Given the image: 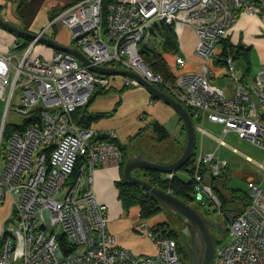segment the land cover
I'll return each mask as SVG.
<instances>
[{
    "label": "built area",
    "instance_id": "obj_1",
    "mask_svg": "<svg viewBox=\"0 0 264 264\" xmlns=\"http://www.w3.org/2000/svg\"><path fill=\"white\" fill-rule=\"evenodd\" d=\"M105 1L73 2L37 33L52 37L53 25L61 22L69 33L68 44L93 65L136 72L166 88L192 118L220 125L218 146L233 133L264 149V65L246 84L237 75L233 58H220L218 53L238 12L264 22V0ZM158 21L175 31L181 50L184 29H191L196 71H181L170 81L148 69L139 48ZM36 43L30 41L19 54L0 51V99L5 104L0 156L4 118L10 109L28 117L38 110L40 117L4 141L0 203L8 198L10 212L0 229V264H185L175 240L159 237L145 220H139L136 230L152 241L154 253L135 254L115 241L107 227L108 206L97 199L93 185L95 170L119 166L123 152L111 132L97 135L91 127L77 125L72 116L87 104L95 87H108L113 77L90 71L66 52L51 49L48 57L36 54ZM214 54L217 67L234 84L229 94L214 83L218 75ZM219 58L222 64L217 63ZM185 64L183 55L175 56V66ZM125 84L137 85L131 79ZM17 91L18 103L11 107ZM195 165L198 206L223 214L212 179L227 173V159L211 150ZM172 175L166 173L168 178ZM246 191L249 203L241 208L234 202L238 211L226 226L228 239L215 244L214 264H264V190L248 182Z\"/></svg>",
    "mask_w": 264,
    "mask_h": 264
},
{
    "label": "crops",
    "instance_id": "obj_2",
    "mask_svg": "<svg viewBox=\"0 0 264 264\" xmlns=\"http://www.w3.org/2000/svg\"><path fill=\"white\" fill-rule=\"evenodd\" d=\"M69 1L70 0H0V17L15 24L23 23L22 27L24 29L37 33L47 24L50 11L65 6ZM252 17H255V22L251 20ZM247 19L250 21H245L243 25H240L243 20ZM55 33V39L58 42L65 45L69 43V33L64 26L61 25ZM230 35L234 41H239L246 46L245 48H250L251 52L253 38H255V42L264 41V22H262L257 16H251L244 11H240L237 14L235 24L231 28ZM183 38L182 41L185 49L183 47L184 50H182V52L184 51L185 55L193 56L191 53L193 33L190 28L184 29ZM15 39L16 37L14 34H10V32L0 27L1 52H8V45L13 43ZM159 50L160 49H158V51ZM50 52L51 50H49V55ZM182 55L186 57L183 53ZM195 64L198 65V62L195 61ZM262 65H264V56H262V62L259 68ZM213 67L216 73H218L214 83L222 87L220 85L223 81V79H220L221 68L217 67L214 63ZM237 70L239 73L238 76L241 77L243 83H252L254 75L250 77V68L249 71H246V69L242 71L238 68ZM173 74L175 73L173 72ZM124 85L125 80H123L122 77H114L110 84V87L112 88L111 91L106 94L97 95L88 105L82 107L79 115L82 113L92 115L104 114L98 119L91 121L89 127H91L97 135L111 132L113 139L124 147V153L127 154V158L140 152L141 155L156 159L160 163L173 162L181 155L186 142V131L177 113L169 105L151 98L143 87L133 85L131 87L122 88ZM2 115L3 108L0 100V126L3 118ZM193 121L196 128L195 141L197 131H205V129L200 125L197 126V124H201L205 121L206 124L210 123L217 126V124L212 123L205 118L199 120L193 118ZM154 122H158L166 130L168 137L163 141H158L155 139L156 136L152 133L157 145H149L144 141V136L147 131L152 130L153 132L152 124ZM207 134L213 137L210 133ZM219 137L213 138L216 140V138ZM223 141L225 144L221 146H226L230 148L232 152L242 154L246 160H251L253 163L259 162L255 153H259L260 149L257 148L255 153L250 155L241 152L237 147L229 145L224 139ZM133 146L136 148V152L129 155V151ZM261 151H264V149H261ZM224 158L227 159L229 165L228 158ZM226 170L228 172V168ZM121 175V170L118 166L100 167L94 174L93 186L97 199L108 206L107 221H111L109 231L119 245L130 251L131 249L135 250V254H152L156 249L151 240L138 234L137 237L134 233H130L127 237H124L122 234L124 230H136L140 219H138V221L132 220L123 215L124 210L117 199V189L114 185L115 181L119 180ZM246 182L258 183L255 180V173L253 171L247 172ZM9 212L10 201L8 198H5L0 203V229L5 225ZM137 212L138 210L136 208L133 213Z\"/></svg>",
    "mask_w": 264,
    "mask_h": 264
},
{
    "label": "trees",
    "instance_id": "obj_3",
    "mask_svg": "<svg viewBox=\"0 0 264 264\" xmlns=\"http://www.w3.org/2000/svg\"><path fill=\"white\" fill-rule=\"evenodd\" d=\"M78 0H70L68 4L62 7L61 10L65 9L67 6L76 2ZM109 1V0H107ZM105 1V2H107ZM229 33V32H228ZM30 40L22 38L17 40L16 48L24 49L28 46ZM220 49L218 51L220 58H225L231 56L233 62L237 59H241L246 63V71H249L250 60L249 52L250 48H242L239 44L234 46L232 43L228 42L227 38H223L219 45ZM157 48V49H156ZM158 49H160L158 51ZM179 40L175 31L166 25L162 21L154 23L150 28V34L146 41H144L139 48V54L143 57V62L147 65L152 72L161 74L165 80H174L175 74L169 68L165 55L174 54L175 56L179 55ZM217 61V63L222 64V59ZM112 65V64H111ZM243 82V81H242ZM124 85L122 88H125ZM157 87V85H156ZM111 87L106 88L95 87L90 96L88 105L97 95L106 94L111 91ZM85 105V106H86ZM84 107V106H83ZM82 108V107H80ZM80 108H77L72 116L75 123L82 127H89L91 121L98 119L104 114H88L82 113L81 115ZM40 119L38 110L34 111V114L26 119H24L21 125H11L5 123L2 131L1 147L3 142L8 138L9 134L16 129H23L30 123L38 121ZM153 132L156 134V139L158 141H163L167 139L168 133L166 130L158 123L154 122L152 124ZM116 141L115 139H112ZM117 142V141H116ZM118 143V142H117ZM122 151L124 152V147L119 143ZM127 154L123 153V161L119 165L121 174L125 159ZM195 168L196 165L193 164V160L189 159L179 170L173 173L171 178L166 176V173H161L154 170L144 171V178L147 179L152 185L159 187L164 190L170 191L172 194L183 200L185 203L191 204L197 202L194 198V184H195ZM201 169V170H200ZM200 172H203L202 168H198ZM182 174L184 177L180 176ZM224 175V174H223ZM221 175L219 178L212 179V187L217 195V198L222 204L221 212L224 214L225 209L228 204L223 205V195H225L226 189L230 192H233L235 199L234 202H237L238 205L242 208L249 203L248 193L244 189L239 188H228V178ZM138 177V176H137ZM140 178V177H139ZM115 188L117 189V199L120 202V205L123 210H127L131 207L137 208L138 217L140 220L150 221L155 216L161 212L160 203L153 197L149 192H147L140 185H137L132 182L126 181L122 175L119 180L114 183ZM232 190V191H231ZM236 190V191H235ZM198 203V202H197ZM197 205V204H196ZM151 229L161 238H171L176 242L177 252L185 263V253L179 241V236L176 230H174L167 222H161L156 220L149 224Z\"/></svg>",
    "mask_w": 264,
    "mask_h": 264
},
{
    "label": "rangeland",
    "instance_id": "obj_4",
    "mask_svg": "<svg viewBox=\"0 0 264 264\" xmlns=\"http://www.w3.org/2000/svg\"><path fill=\"white\" fill-rule=\"evenodd\" d=\"M61 9H62V7L55 8V9L51 10L49 15H48V22L51 19H54V17H56L62 11ZM251 20L255 22V17L254 18L252 17ZM245 21H250V20L249 19L243 20L240 25H243L245 23ZM7 22H9V21H7ZM9 23L14 25V26H16V27H18V28H20V29H24L22 27L23 23H21V24H15L13 22H9ZM61 25L64 26L61 22H57L56 24L53 25V27H52V33L53 34H52L51 38L55 39V34H56L55 32H56V30L59 27H61ZM230 31L224 38H227L228 42L232 43L234 46H236V44L237 45L240 44L242 46V48H245L246 47L245 45H243L239 41H234L231 38ZM15 37H16V39L14 40L15 42L13 41V43H10L8 45V47H9V51L8 52L11 53L12 55L13 54L22 53V51L26 48V47L24 49L16 48V44H17L16 42H17L18 39L21 40V37H18L16 35H15ZM183 39L184 38L182 37L181 41ZM67 45H69V44H67ZM184 49H185V46H184ZM49 50H51V49L46 47V46H44L43 44L37 42L35 44V46H34L33 52L36 53V54L42 55L43 57H48ZM182 53L185 55V52L184 51L182 52V50H180L179 54L182 55ZM185 56H186L185 57L186 64L184 66H182V68H181V67L175 66V55L174 54L165 55V59H166V62L168 64L169 68L172 70V72L175 73L174 78L181 71H188V70L196 71L198 69V65L195 64V61L198 62V58L195 57L194 55L193 56L185 55ZM262 56H264V41H258V42L256 41L255 42V38H253V46H252V49H251V52H250V73H249L250 77H252L258 71L259 66H260V64L262 62ZM141 58L143 59L142 56H141ZM217 58H218V56L216 54H214L212 56V60L214 61L215 65H217L215 63ZM233 65L236 68L237 75L239 74L237 68L239 70L243 71L246 68V66H247L246 63L243 60H241V59L235 60L233 62ZM149 70H151V69H149ZM224 72H225V70H221L220 79H223V81L220 83V85L224 88V91L227 94H229L230 91L232 90L234 84L230 81V79L226 75L222 74ZM112 77L114 78L116 76H112ZM122 78H123V80H127L128 79V78H125V77H122ZM111 83H112V80H111ZM125 86L126 87H131L133 85L132 84H125ZM157 88L167 92L166 88H164L163 86L157 85ZM5 96H6V94L4 95V97ZM19 96H20V91H17L16 95L13 98V101L11 103V107L17 105ZM0 100L2 102V108H3V112H4V106H5L4 99H0ZM81 109L82 108H80V110ZM2 117H3V115H2ZM26 118H28V116L18 115L12 109H10L8 111V113L5 115V118H4L5 122L4 123L11 124V125H21L23 123L24 119H26ZM198 125H200L203 129H205V131H200V130L197 131L194 151H193L192 155L189 158V159L193 160V164L194 165L196 164V162L199 159V157L201 156V154H203L206 151L216 150V153L219 154L222 158L227 157L228 160H229L228 172L226 174L224 173V177L226 176L228 178V188H239V189L246 190V183H247L246 182V174H247L248 171H253L255 173V180L258 182V185L260 186V188L262 190H264V151H261L260 148L254 146L249 141L239 140L238 138H236V135L233 134V133H231V134H229V135L224 137V140L226 141V143H228L231 146L237 147L241 152L248 153V154L252 155L253 153H255V150H257V148L260 149L259 153L258 152H257V154L255 153V155L257 156L259 162L253 163V162H251V160H246L245 157L242 154L237 153V152H232L231 149L226 147V146H217L216 140L213 137L221 136L220 125L218 126V124H217V126H216V125L210 124V123L206 124L205 121L203 123H201V124H197V126ZM152 133L156 136V134L154 132H152V130L145 132L146 135L144 136V138H145L144 141L146 143H148L149 145H157V142L155 140L156 137L154 139L153 138L154 135ZM207 133H210L213 137H211ZM135 152H136V148L133 146L131 148V150L129 151V155H132ZM5 153H6V147H5V142H3L2 154L0 156V171L2 170V159H3V156L5 155ZM132 174L134 176H138L141 179L149 182L147 179L144 178V171L142 169H135V170L132 171ZM179 175L184 177L182 174H179ZM225 196H226V198H223V205L224 204H228L229 205L232 202H234L235 196H234L233 192H230V190L228 191L226 189ZM186 204H188V203H186ZM188 205H190L194 209H196L199 212H201L205 218H207V219L209 218L212 221H216V223H214V222L213 223L214 224H218L220 226L219 228L221 229V231H218L214 226H211V225L209 226V230L216 237L217 242L218 241H226L228 239L227 230H226V226H227L226 222L221 221V218L223 217V214H221V213L218 214L216 212H213L214 210H213L212 207L198 206L197 202H194V203L191 202V204H188ZM134 210H136L135 207L134 208L131 207V208L127 209V210H124L123 211V215H125L126 218H131L132 220H137L138 221V219H139L138 214L137 213H133ZM208 210L211 212V214H208V212H207ZM212 212L214 214H212ZM182 218H183L182 215L173 213L168 208H161V212L157 216H155L150 221H146V222L148 224H151L152 221L154 222L156 220H159L161 222H167L174 230L177 231L178 236H179V241H180V244L182 246L181 239H180V232H181V229L183 228V225H184L183 221H182ZM107 227H108V230H110L109 228L111 227V221L110 222L107 221ZM130 233L131 234L134 233L137 237L139 235L138 234L139 232L137 230H135V229L134 230L133 229L132 230H124L122 232L124 237L129 236ZM183 251H184V249H183ZM131 252H133V253L135 252L136 253V251L132 250V249H131ZM184 259H185V264H190V259H189L188 255H186V253H185ZM212 264H214V261H213Z\"/></svg>",
    "mask_w": 264,
    "mask_h": 264
},
{
    "label": "water",
    "instance_id": "obj_5",
    "mask_svg": "<svg viewBox=\"0 0 264 264\" xmlns=\"http://www.w3.org/2000/svg\"><path fill=\"white\" fill-rule=\"evenodd\" d=\"M0 27L18 37L26 38L30 41L36 40L52 50L66 52L74 56L94 73L105 76H121L134 80L139 86L147 91L151 98L159 100L173 108L183 123L186 131V142L181 155L173 162L160 163L156 159L141 155L140 152L135 153L126 158L122 169V177L128 182L140 185L149 192L159 201L160 208H168L171 212L183 216L182 221L184 225L180 232V239L184 252L190 259V264H212L217 239L210 232L209 226H214L218 231H221L219 225L214 224L212 221L205 218L201 212L186 204L170 191L156 187L150 182L132 174V171L135 169L154 170L161 173H174L189 160L194 151L196 128L193 118L187 108L176 101L167 92L158 89L136 72L127 69L93 65L78 48L72 45L62 44L48 36H43L26 29H20L10 24L2 17H0ZM226 220L231 221V215L227 214Z\"/></svg>",
    "mask_w": 264,
    "mask_h": 264
},
{
    "label": "flooded vegetation",
    "instance_id": "obj_6",
    "mask_svg": "<svg viewBox=\"0 0 264 264\" xmlns=\"http://www.w3.org/2000/svg\"><path fill=\"white\" fill-rule=\"evenodd\" d=\"M223 198H226V196L223 195ZM218 205H219V208L221 210L222 209V204H221L219 199H218ZM237 211H238V206L234 202H232L231 204L227 205V207L225 209V212L223 214V217L221 218V221L226 222V225H227L229 221L226 220V215L227 214L231 215V219H232L233 215L236 214ZM207 212H208V214H211V212L209 210ZM213 212H216V211L214 210ZM213 212H212V214H214ZM210 221H212V220H210ZM212 222L216 223V221H212Z\"/></svg>",
    "mask_w": 264,
    "mask_h": 264
},
{
    "label": "bare ground",
    "instance_id": "obj_7",
    "mask_svg": "<svg viewBox=\"0 0 264 264\" xmlns=\"http://www.w3.org/2000/svg\"><path fill=\"white\" fill-rule=\"evenodd\" d=\"M102 76H105V75H102Z\"/></svg>",
    "mask_w": 264,
    "mask_h": 264
}]
</instances>
